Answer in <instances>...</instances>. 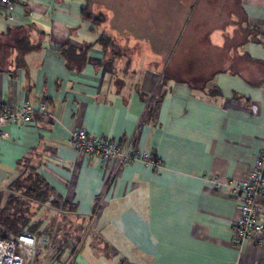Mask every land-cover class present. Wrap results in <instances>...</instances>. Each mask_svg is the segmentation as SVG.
<instances>
[{"label": "crops", "instance_id": "1", "mask_svg": "<svg viewBox=\"0 0 264 264\" xmlns=\"http://www.w3.org/2000/svg\"><path fill=\"white\" fill-rule=\"evenodd\" d=\"M13 1L0 11V105L46 104L49 116L1 124L0 189L28 161L117 264H264V246L232 244L234 184L264 148V0H241L238 55L200 78L160 73L134 42H121L128 55L104 50L99 36L115 31L85 19L89 0ZM210 40L225 49L223 35ZM81 128L158 167L73 150Z\"/></svg>", "mask_w": 264, "mask_h": 264}, {"label": "rangeland", "instance_id": "2", "mask_svg": "<svg viewBox=\"0 0 264 264\" xmlns=\"http://www.w3.org/2000/svg\"><path fill=\"white\" fill-rule=\"evenodd\" d=\"M89 1L88 17L115 31V36L106 34L112 48L118 47L115 52L128 55L121 42L137 43L139 59L154 58L151 66L176 78L207 76L232 52L238 55L236 46L247 36L241 0ZM212 33L223 35L225 49L211 45ZM27 168L16 174L13 188L10 182L0 189V217L15 218L20 229L47 235L49 243L40 247L33 264H117L122 256L98 239L84 238L91 230L86 220L75 218L60 204L39 203L24 195L31 185ZM78 252L75 261L73 255Z\"/></svg>", "mask_w": 264, "mask_h": 264}, {"label": "built area", "instance_id": "3", "mask_svg": "<svg viewBox=\"0 0 264 264\" xmlns=\"http://www.w3.org/2000/svg\"><path fill=\"white\" fill-rule=\"evenodd\" d=\"M15 8L13 0H0L1 13H10ZM35 113L49 116L47 105L43 104L39 108L31 107L29 102H23L18 107L0 105V139L3 136V122L31 124ZM67 142L73 150L98 157L101 161L115 160L123 165L142 162L158 167V162L147 151L133 148L122 150L113 140L93 136L82 128L71 131ZM208 178L216 187L221 185L214 175ZM234 189L239 202L235 207L237 220L233 225L232 244L242 247L250 240L258 246H264V148L247 171L245 179L236 182ZM47 241L46 237L30 232H21L14 239L0 238V264H33L37 246Z\"/></svg>", "mask_w": 264, "mask_h": 264}, {"label": "trees", "instance_id": "4", "mask_svg": "<svg viewBox=\"0 0 264 264\" xmlns=\"http://www.w3.org/2000/svg\"><path fill=\"white\" fill-rule=\"evenodd\" d=\"M84 13V17L87 21H89L91 24H93L94 26H98L99 23H95L93 22V20H91L88 17V11L87 8H85L83 10ZM97 44H99L100 47H102L104 50L109 51L112 55H119V53L115 52V49H117L118 47H113L111 45V40L110 37H106V34H101L97 40ZM21 51H25L28 48V46H25L24 44H22L19 48ZM121 54V53H120ZM20 65V63H19ZM3 65L0 64V68ZM28 167L27 170L29 171V179L31 181V185H29L28 187H26V191H25V196L28 199H31L33 201L39 202V203H46L49 200L55 204H60L62 206V208H68L69 211L71 212L72 215L75 216V218L80 219V217H78L77 215H75L74 209L67 205L65 202H60L59 199L57 197H55L54 195V191L52 190V188L49 186V184L47 183V181L44 179V177L38 173L37 169L34 166H31V164L28 161H21L17 167V173L19 172V170H21V168L23 167ZM16 173V174H17ZM19 176H15L10 184V186L13 188L14 183L17 184V178ZM9 182V183H10ZM8 183V184H9ZM13 218V217H12ZM81 220H83L81 218ZM18 221L17 219L13 218L12 220L8 217H0V238L1 239H14L19 233L21 232H30V233H34L37 236L41 237V236H45L47 239V235H44L41 232H37V231H25L22 230L18 227ZM49 243V239L46 243H40L37 246L36 249V253H35V257L36 254L39 252L38 250L40 249L41 246L46 245ZM78 253H76L75 255H73V258H75L77 256ZM35 257H34V261H35ZM122 264H127V263H122Z\"/></svg>", "mask_w": 264, "mask_h": 264}]
</instances>
